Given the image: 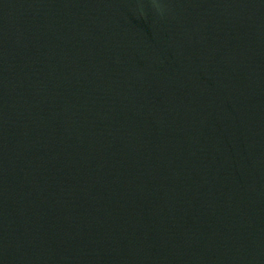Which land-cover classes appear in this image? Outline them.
Segmentation results:
<instances>
[{"label": "water", "instance_id": "obj_1", "mask_svg": "<svg viewBox=\"0 0 264 264\" xmlns=\"http://www.w3.org/2000/svg\"><path fill=\"white\" fill-rule=\"evenodd\" d=\"M0 264H264V0H0Z\"/></svg>", "mask_w": 264, "mask_h": 264}]
</instances>
